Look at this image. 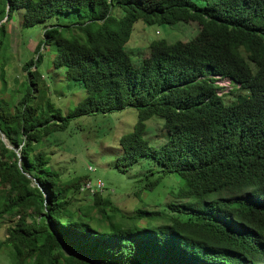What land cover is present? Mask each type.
I'll list each match as a JSON object with an SVG mask.
<instances>
[{"label":"trees","instance_id":"16d2710c","mask_svg":"<svg viewBox=\"0 0 264 264\" xmlns=\"http://www.w3.org/2000/svg\"><path fill=\"white\" fill-rule=\"evenodd\" d=\"M17 12L23 28L46 26L16 99L0 91V221L11 223L0 248L12 264H264V0H0V50L1 21ZM138 21L195 22L208 38L152 40L134 64L125 48ZM42 68L86 96L67 113L39 101ZM127 107L138 121L112 166L139 167L136 197L164 178L177 187L164 211L140 208L123 224L105 185L65 182L40 146L77 118ZM153 117L164 121L159 147L145 138Z\"/></svg>","mask_w":264,"mask_h":264},{"label":"rangeland","instance_id":"374dc122","mask_svg":"<svg viewBox=\"0 0 264 264\" xmlns=\"http://www.w3.org/2000/svg\"><path fill=\"white\" fill-rule=\"evenodd\" d=\"M1 23L5 24L6 32L3 48L0 50V66L4 63L3 70L0 67V91L4 99L14 101L18 85L27 75L23 64L34 56L36 45L43 37L46 24L23 28L18 12L11 20L4 19ZM163 38L169 43L180 40L184 41L187 47L197 48L208 37L201 33L199 25L195 22L148 25L138 21L125 49L132 62L138 64L142 57L148 54L149 43ZM2 71L6 86L1 77ZM41 71L39 91L36 94L39 101L51 97L56 106L60 107L63 113H67L86 96L84 88L72 86L65 80L63 74L57 75L56 80H52L50 78L54 74L52 70L42 68ZM219 83L227 86L228 90L232 88L226 79H220ZM50 111L55 110L52 108ZM137 121L138 111L133 107L112 113L82 116L71 122L64 131L66 134L57 133L46 137L40 146L50 152L52 163L62 174L65 182L76 181L86 175L93 181L92 183L103 182L104 193L110 194L114 204L120 209L116 214V221L123 224L130 223L129 217L140 208L164 211L165 203L175 196L177 187L175 178H164L155 189L143 190L141 196L136 197L135 192L144 184L138 181V177H133L139 172V167L121 172L112 166V160L115 159L113 148L116 147L120 137L133 131ZM163 122L160 117H153L147 121L145 138L153 147H159L165 141L162 134ZM4 195L5 191L0 186V203ZM75 201L78 206L87 209L92 205L86 193H77ZM91 213L96 217L99 216L96 209ZM156 222L160 221L156 220ZM139 223H146V219H142ZM10 224L7 219L0 221V243L8 237ZM0 264H12V257L6 245L0 248Z\"/></svg>","mask_w":264,"mask_h":264},{"label":"built area","instance_id":"2783aa9c","mask_svg":"<svg viewBox=\"0 0 264 264\" xmlns=\"http://www.w3.org/2000/svg\"><path fill=\"white\" fill-rule=\"evenodd\" d=\"M95 187L102 189L104 187V183L103 182L92 183V181H89L84 185L83 189L93 190Z\"/></svg>","mask_w":264,"mask_h":264},{"label":"clouds","instance_id":"9594fccd","mask_svg":"<svg viewBox=\"0 0 264 264\" xmlns=\"http://www.w3.org/2000/svg\"><path fill=\"white\" fill-rule=\"evenodd\" d=\"M228 82H230V79H227Z\"/></svg>","mask_w":264,"mask_h":264}]
</instances>
